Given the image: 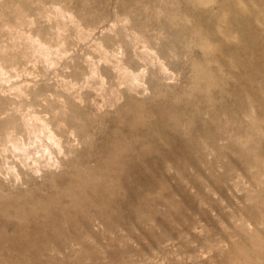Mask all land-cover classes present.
Wrapping results in <instances>:
<instances>
[{"label":"clouds","instance_id":"1","mask_svg":"<svg viewBox=\"0 0 264 264\" xmlns=\"http://www.w3.org/2000/svg\"><path fill=\"white\" fill-rule=\"evenodd\" d=\"M68 2L54 6L51 0H36L40 7L27 21V35L9 50L21 52L23 70L18 72L7 58L0 61V84L12 85L23 77L32 82L12 88L25 101L31 99L27 89L37 81L49 86L39 105L26 106L17 113L16 125L0 134V200L34 202L45 216L65 220V228L68 221L90 225L122 250L147 248L143 259L137 258L139 264H162L173 256L184 257L181 264L188 256L197 264H214V253L227 256L228 264H264V119L251 102L238 122L225 116L210 138H199L196 154L188 145L203 131L208 114H202L199 125L195 119L182 123L168 117L177 129L172 133L175 158L166 161L164 175L145 195L130 193L125 177L133 157L139 162V153L146 158L152 153L112 135L119 129L126 137L131 128L159 122L163 116L152 107L157 101L177 109L185 105L178 99L187 87L188 66L194 60L229 58L227 48L241 44L230 27L234 14L253 17L264 29V0H190L201 6L199 11L217 17L214 36L203 29L196 35L199 27L190 17L182 37L166 29L157 36L141 34L135 47L125 36L129 20L93 30L87 23H73ZM222 3L231 7L222 9ZM133 105L138 111L133 112ZM162 188L167 191L160 195ZM186 198L195 204V214ZM185 212L194 223L191 234L182 238L203 241L187 257L178 254L175 240L156 241L165 225L173 227L168 217L175 222ZM118 217L123 223L108 230L104 222ZM84 245L99 248L90 233L73 245L77 255ZM191 247L197 244L191 242ZM168 248L171 253L163 255L160 250Z\"/></svg>","mask_w":264,"mask_h":264},{"label":"rangeland","instance_id":"2","mask_svg":"<svg viewBox=\"0 0 264 264\" xmlns=\"http://www.w3.org/2000/svg\"><path fill=\"white\" fill-rule=\"evenodd\" d=\"M51 2L55 6L60 0ZM66 6L73 10V23H87L93 30L98 25L107 27L113 22L123 24L124 19L129 20L130 24L124 27L129 29L125 36H131L132 47H135L136 38L140 40L143 36H157L165 29L182 37L185 35V21L190 17L194 18L199 27L196 35L203 29L214 36L217 23L216 16L211 12L199 11L201 6L193 5L190 0H69ZM39 7L36 0H0V61L6 58L12 60L18 65V72L23 70L26 61L20 51L9 50L18 46L21 36L27 35V21ZM230 7L229 3L221 4L222 9ZM230 27L239 34L241 44L227 48L228 59H206L204 62L194 60L188 66L187 87L178 99V103L185 105L177 109L166 101H157L152 107L158 109L163 116L159 122L131 128L126 137H122L119 129L113 130L114 137L119 136L125 141L144 146L145 152L152 153L151 158H146L143 152L139 153V162L137 157H133L125 177L130 193L145 195L152 192L164 175L166 161L175 158L172 133L177 129L174 123L169 122L168 117L176 116L182 123L195 119L199 125L203 120L202 114H208L199 137L194 134L189 142L192 154L199 152V138L208 139L215 128L222 127L225 122L223 117L238 122L241 113L247 111L248 102L256 107L257 117L264 119V29L257 26L253 17L240 14L233 15ZM103 39L101 37L98 43ZM25 81L32 83L27 77H23L12 85L0 84V116L4 117L0 120V134L16 125L17 113H22L26 106L39 105V97L49 87L37 81L36 85L27 89V95L31 99L25 101L19 92L12 91L13 87ZM20 91L25 89L21 88ZM132 108L133 112L138 111L135 105ZM128 123L126 120V124ZM165 191L167 189L162 188L160 195ZM167 203L172 205V201ZM186 203L195 214L196 208L191 198H186ZM172 208L173 211H178L175 205ZM168 219L173 227L165 225V231L156 237L157 243L173 239L176 241L174 247L178 254L194 256L198 248L203 246V241L192 236L191 242L197 244L193 248L190 241L182 238L185 233L191 234L190 229L194 223L192 216L185 212L184 218L176 217L175 222L171 217ZM104 223L108 230L114 231L123 221L118 217L115 221L109 219ZM64 224L65 220L58 215L45 216L40 211V206L34 202L30 204L0 200V264H85V261L88 264H139L137 258L143 259V253L148 250L144 248L143 251H137L131 247L122 250L111 243L110 237L92 232L90 225L68 221V227L65 228ZM85 233L93 235L99 248L84 245V250L77 255L73 245L80 243ZM106 240L108 243H105ZM157 243H153L152 247H157ZM160 251L167 255L172 249ZM130 255L132 259H128ZM210 259L214 264H228V257H222L219 253H214ZM183 260L182 256H173L170 261L164 259L162 264H181ZM184 264H197V261L188 256Z\"/></svg>","mask_w":264,"mask_h":264},{"label":"bare ground","instance_id":"3","mask_svg":"<svg viewBox=\"0 0 264 264\" xmlns=\"http://www.w3.org/2000/svg\"><path fill=\"white\" fill-rule=\"evenodd\" d=\"M135 40H138V38H136ZM17 87V86H16ZM10 123H12V122H10Z\"/></svg>","mask_w":264,"mask_h":264}]
</instances>
